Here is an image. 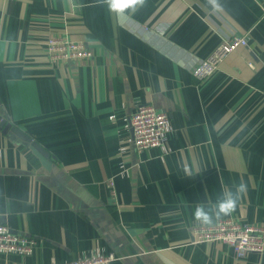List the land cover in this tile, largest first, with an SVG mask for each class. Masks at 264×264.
<instances>
[{
    "label": "crops",
    "instance_id": "1",
    "mask_svg": "<svg viewBox=\"0 0 264 264\" xmlns=\"http://www.w3.org/2000/svg\"><path fill=\"white\" fill-rule=\"evenodd\" d=\"M217 3L0 0V223L36 239L0 264H264V252L189 241L196 207L240 182L220 218L264 225V0ZM231 34L247 45L200 81L194 67ZM49 36L92 55L51 62ZM150 104L169 116L164 143L137 151L129 116Z\"/></svg>",
    "mask_w": 264,
    "mask_h": 264
},
{
    "label": "built area",
    "instance_id": "2",
    "mask_svg": "<svg viewBox=\"0 0 264 264\" xmlns=\"http://www.w3.org/2000/svg\"><path fill=\"white\" fill-rule=\"evenodd\" d=\"M247 45L245 36L231 34L223 38L206 57L199 60L193 69V74L203 81L215 72L226 54L239 46ZM45 53L51 62L64 60L67 62L89 58L92 53L82 42L69 40L63 36H49L44 42ZM169 116L165 111L157 110L153 105H141L129 116L131 141L137 151L160 147L164 143V136ZM107 185L113 198L116 190L113 179H108ZM189 241L200 243L206 241H220L228 243L236 256H243L248 252H264V225L240 223L233 217L214 219L211 225L194 221L188 227ZM36 239L30 235L12 233L9 228L0 223V252L30 253ZM113 254L96 255L84 260L50 264H110Z\"/></svg>",
    "mask_w": 264,
    "mask_h": 264
},
{
    "label": "clouds",
    "instance_id": "3",
    "mask_svg": "<svg viewBox=\"0 0 264 264\" xmlns=\"http://www.w3.org/2000/svg\"><path fill=\"white\" fill-rule=\"evenodd\" d=\"M108 4L110 10L117 13H124L127 10H131L133 13L137 10V6L143 7L147 0H104ZM214 7H219L217 0H209ZM170 130V129H169ZM186 175L191 176V170L187 167L184 169ZM247 191V185L244 182H240L235 186V191L227 190L222 193V197L219 198L214 207L209 206L206 209L205 204L201 203L196 207L194 216L195 219L202 224L211 225L213 219H220L222 215H228L236 208L237 201Z\"/></svg>",
    "mask_w": 264,
    "mask_h": 264
},
{
    "label": "water",
    "instance_id": "4",
    "mask_svg": "<svg viewBox=\"0 0 264 264\" xmlns=\"http://www.w3.org/2000/svg\"><path fill=\"white\" fill-rule=\"evenodd\" d=\"M9 126V123L5 121V119L0 117V127H3V129H6Z\"/></svg>",
    "mask_w": 264,
    "mask_h": 264
}]
</instances>
